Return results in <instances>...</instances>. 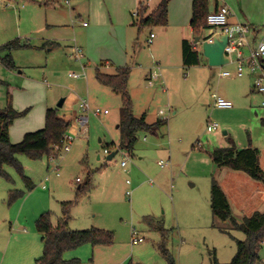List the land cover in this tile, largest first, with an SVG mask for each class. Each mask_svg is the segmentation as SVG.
<instances>
[{"label": "rangeland", "instance_id": "1", "mask_svg": "<svg viewBox=\"0 0 264 264\" xmlns=\"http://www.w3.org/2000/svg\"><path fill=\"white\" fill-rule=\"evenodd\" d=\"M210 1L213 8L215 0ZM219 4L248 18L252 29L264 30V0ZM137 6L138 0H0V46L15 39L22 44L11 53L14 68L0 61V108L7 106L9 94L14 105L32 107V118L43 127L46 109L57 107L61 98L67 102L58 113L69 118L81 114L83 99L110 111L91 115L86 126H79L70 149L61 152L59 175L47 155L33 159L19 154L35 183L29 190L21 175L6 167L10 178L0 176V264H36L44 248L37 218L48 211L57 225L62 203L68 201H73L72 229L114 233L111 245L86 243L65 253V259L78 258L80 264H168L160 249L164 241L176 264H211L214 257L226 264L237 253V240H245L241 230L212 215L210 189L217 168L209 151L251 143L261 150L264 169V107L252 91L253 76L221 77L223 71L236 70L233 62L184 65L181 29L169 22L140 28L133 24ZM75 45L83 49L81 60L75 57ZM125 62L131 70L133 113L146 114L148 121L167 120L158 134L141 132L133 154L116 148L122 96L95 79L97 68L114 73ZM83 66L87 78L69 77L83 72ZM155 70L159 76L150 84L147 75ZM214 93L232 101V109L214 107ZM208 121L217 122L219 130L207 131ZM112 144L118 153L108 160L105 149ZM125 157L127 166L122 167ZM161 160L169 165L161 168ZM12 190L22 194L12 198ZM127 190L133 191L130 197ZM249 201L237 199L240 206L235 204L233 213L238 219L264 211V194L255 190ZM133 229L144 242L132 243ZM31 234L39 236L38 244ZM259 255L257 264H264V242Z\"/></svg>", "mask_w": 264, "mask_h": 264}, {"label": "trees", "instance_id": "2", "mask_svg": "<svg viewBox=\"0 0 264 264\" xmlns=\"http://www.w3.org/2000/svg\"><path fill=\"white\" fill-rule=\"evenodd\" d=\"M170 0H161L153 10L140 1L135 16L141 27L146 25L168 24V7ZM210 0H193L192 17L190 24L194 36L201 35L209 28L207 16L211 11ZM18 39L8 41L0 46V61L3 65L14 68L12 51L21 47ZM201 51L193 46V42L184 39L182 41L183 63L186 66L199 65L201 63ZM130 67H118L116 72L110 73L97 68L95 79L109 87L113 92L120 94L123 99V106L120 110V144L118 149H125L133 154L135 144L141 132L158 134V131L167 123L166 119H158L153 123L147 122L146 114L138 117L133 113V102L129 93ZM0 83H4L0 80ZM8 104L0 108V176L10 178L6 167L17 171L24 179L29 190L35 187V183L26 175L23 164L17 156L27 154L33 159H39L43 155L49 156L54 152V146L62 145L64 137L71 127V121L59 116L58 107L48 108L45 115V127L36 131L27 132L20 142L13 143L10 138V126L15 119L25 116L31 108L18 111L8 94ZM264 123V121H263ZM112 145H107L110 154ZM117 151V150H116ZM209 155L217 168L227 167L236 171H243L254 180L264 182V169L261 167L260 149L251 143L247 147H239L234 143L227 147H214ZM79 185L80 192L83 187ZM22 194L19 190H12L11 197ZM210 201L212 215L215 219L229 221L235 230H241L245 234V240H237V253L230 263L226 264H257L260 260L259 251L264 242V211H255L251 216H244L238 219L232 210L229 199L219 182L213 177L210 189ZM73 201L62 203V216L58 219L57 225L52 222L50 212L42 213L36 220L37 231L41 235L44 248L42 255L36 259V264H79L78 258L65 259L67 251L75 249L80 245L89 243L92 246L111 245L114 242L113 231L92 227L86 230L72 229L70 227V210ZM159 229V228H158ZM165 242V241H164ZM163 244L160 245L162 253L167 258L168 264H176L174 258ZM132 264V263H130ZM211 264L220 263L216 257Z\"/></svg>", "mask_w": 264, "mask_h": 264}, {"label": "built area", "instance_id": "3", "mask_svg": "<svg viewBox=\"0 0 264 264\" xmlns=\"http://www.w3.org/2000/svg\"><path fill=\"white\" fill-rule=\"evenodd\" d=\"M136 14V13H135ZM231 15L230 8L226 4L219 5L215 10L211 11L207 16L208 27L218 28L217 33H210L208 35H203L199 43L193 41V46L195 49L201 51V44L203 41L213 42L214 38L220 34H226L228 37V42L224 50L225 56L229 59V62H233L236 65V70L223 71L221 72V77H230L236 75L237 77L253 76V89L260 94L261 106L264 107V33L261 38L254 42L251 37L252 28L246 23H230L229 17ZM155 34L152 33L149 42H152ZM73 51L75 57L81 60L84 57L83 49L80 46H74ZM107 65V64H106ZM108 66V65H107ZM160 69V66H156ZM159 76L158 70L151 73L150 84H153V78ZM69 77L73 79L87 78L86 68L83 66V72H72L69 73ZM214 100L213 106L218 108H232L233 103L229 99H226L216 93L212 94ZM79 109L81 111L80 115L75 116L74 122L80 126L84 127L88 124L90 116H101L102 114H109V109H103L98 106L92 105L91 101L88 99L80 100ZM164 111L161 110L160 114ZM164 119V118H163ZM72 124V122H71ZM219 130V124L217 122L208 121L207 131L216 132ZM72 134H66L64 137V142L62 145L54 146V152L48 156L49 163H54V170L59 175L60 174V163L59 160L62 157V151H68L71 144L75 141L76 137L79 135L80 130L73 131ZM109 150L105 149V153L109 154ZM127 157L121 162L122 167L127 166ZM158 164L164 168L169 165L168 162L163 160L159 161ZM80 181V179H78ZM153 183L152 180H150ZM128 185L131 184L130 180H127ZM132 190H127L126 194L130 197L132 195ZM131 240L133 244H138L144 242L145 238L138 232V230L133 229Z\"/></svg>", "mask_w": 264, "mask_h": 264}, {"label": "crops", "instance_id": "4", "mask_svg": "<svg viewBox=\"0 0 264 264\" xmlns=\"http://www.w3.org/2000/svg\"><path fill=\"white\" fill-rule=\"evenodd\" d=\"M140 1H143L149 7V11H151V10H153L155 8V7L153 8V4L154 3H152V2L155 1V4L158 5L161 0H138V5H139ZM192 4H193V0H170L169 1V7H168V10H169V12H168V22H169V24L168 25L173 24L176 27H179L181 29L182 41L184 39H187V40L193 42L194 38H195L194 33H193V28H192V26L190 24L191 17H192ZM219 5H222V4H219V0H215V4H214L213 8H211V11L215 10ZM137 8H138V6H137ZM230 11H231V9H230ZM229 21H230V23H238L239 22V23L252 24L251 21L248 18L245 19V18H243L241 16L239 17L237 14L233 13L232 11H231V15L229 17ZM83 24L87 25V22L84 21ZM252 30H253V32H252L251 37L254 39V42L257 43V41L261 38L262 34L264 33V30L262 32H260V30H257L256 27L253 28ZM218 31H219L218 28L209 27V28L204 30L203 34L204 35H208V34L214 33V32L217 33ZM201 58H203V55H201ZM182 60H183V56H182ZM106 64L109 66L110 65V61H107ZM126 66H129V65H128V63L125 62V63L119 65L118 67H126ZM105 72H110V71H105ZM110 73H112V72H110ZM151 73L152 72H149V74L147 75L148 79L150 78ZM252 91L257 93L253 89V85H252ZM258 95H260V94L258 93ZM66 102H67V99L65 98L64 105L66 104ZM13 105H14V102H13ZM260 106H261V104H260ZM14 107L18 111L25 110L26 108H31L32 109V107L24 108V107L18 106L16 104L14 105ZM261 107H263V106H261ZM47 109H46V111H47ZM221 109H232V108H221ZM46 111H45V115H46ZM106 115H108V114H106ZM59 116L64 118V119H66V120H70L72 122L71 127H70V129L72 131L79 130L78 129L79 126L74 122V118H75V116H77L76 113H73L72 118L66 117V113L59 114ZM146 119H147V117H146ZM158 119H161V118L158 117L156 120H158ZM156 120H154V121H148L147 120V122L153 123ZM263 121H264V119H263ZM44 127H45V125H44ZM44 127H43L42 121L41 120H36L35 121L32 118V112L29 111L25 116H22V117H19V118L15 119V121L11 124V126H10V138H11V141L13 143L20 142L27 132L36 131V130L42 129ZM226 135H228V132L226 133ZM100 141H101V139H100ZM261 158L262 157H261V150H260L259 162H260V165L262 167V159ZM244 174H246V173L243 172V171H236V170H232V169L227 168V167L217 168V177L215 179L219 182V184L221 185L222 189L226 193V195H227V197L229 199L230 205L232 207L233 212H235L234 208H235L236 205L240 206V205H238V202H237L238 198H240L243 202L244 201L248 202L250 199L255 197V190L259 194H264V182L263 181H259V180H254V179H252L250 176H248L246 174L250 178V179H248V178H246V176H244ZM241 178H243V180H245V181H241L242 180ZM237 181H239V182H237ZM255 181L259 182V183H255ZM79 182H81V181H79ZM38 239H39L38 235L34 236V234H31V240L32 241L37 242V241H39ZM41 241H42V238L40 240V243L42 244L43 241L42 242ZM37 244H38V242H37ZM36 258H38V257H36Z\"/></svg>", "mask_w": 264, "mask_h": 264}, {"label": "water", "instance_id": "5", "mask_svg": "<svg viewBox=\"0 0 264 264\" xmlns=\"http://www.w3.org/2000/svg\"><path fill=\"white\" fill-rule=\"evenodd\" d=\"M203 33L199 36L194 38L195 43H199L203 37ZM228 42V37L226 34H220L219 36L215 37L213 42L203 41L201 44V53L203 58L201 62L204 65L210 66H220L224 65L225 63L229 62V59L225 56L224 50ZM65 98H61L57 104L58 108L64 106ZM227 132L224 131V134ZM118 153L117 151L112 152L108 155L107 159L111 160L113 157Z\"/></svg>", "mask_w": 264, "mask_h": 264}]
</instances>
